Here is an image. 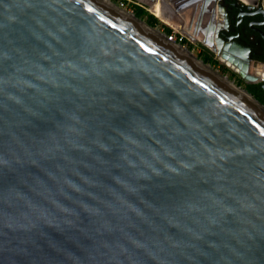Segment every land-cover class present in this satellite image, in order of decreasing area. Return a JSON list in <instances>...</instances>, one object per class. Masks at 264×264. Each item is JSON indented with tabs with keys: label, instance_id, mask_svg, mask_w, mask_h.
Segmentation results:
<instances>
[{
	"label": "water",
	"instance_id": "water-1",
	"mask_svg": "<svg viewBox=\"0 0 264 264\" xmlns=\"http://www.w3.org/2000/svg\"><path fill=\"white\" fill-rule=\"evenodd\" d=\"M158 33L0 0V264H264V115Z\"/></svg>",
	"mask_w": 264,
	"mask_h": 264
},
{
	"label": "flooded vegetation",
	"instance_id": "flooded-vegetation-1",
	"mask_svg": "<svg viewBox=\"0 0 264 264\" xmlns=\"http://www.w3.org/2000/svg\"><path fill=\"white\" fill-rule=\"evenodd\" d=\"M183 3L178 9H183ZM198 3L200 6L196 8ZM213 3V9L205 0L189 3L183 9L189 10L191 16H198L195 25L189 28L200 34L211 32L208 44L213 51L206 49L207 52L239 79L249 77L256 81L244 85H253L254 92L263 101L259 103L264 105V13H260L259 5L250 8L236 0H215Z\"/></svg>",
	"mask_w": 264,
	"mask_h": 264
},
{
	"label": "rangeland",
	"instance_id": "rangeland-1",
	"mask_svg": "<svg viewBox=\"0 0 264 264\" xmlns=\"http://www.w3.org/2000/svg\"><path fill=\"white\" fill-rule=\"evenodd\" d=\"M112 5L115 7H118L119 2L123 1L124 3L125 0H108ZM159 2V0H129V3H127V6L123 7V10L126 12L131 13L134 16V11L136 8H140L143 13L139 17H135L141 22L145 23V18L148 15H151L150 13L152 12L155 16L159 17L162 21L168 23V24H173L172 22L175 21V18H172L168 21H165L162 17L154 13L153 9L154 6ZM160 3V2H159ZM158 3V4H159ZM151 11V12H150ZM189 10L183 11L182 15L180 17L182 19H186L187 21H191L192 16L189 14ZM154 15H151L153 18H155ZM156 19V23L154 25H147L148 27H151L154 30H158L162 33L165 34L164 28H169L170 26L163 24L160 22L158 18ZM196 23V22H195ZM172 27V26H171ZM180 34H182L185 37V40L187 44L183 45V48L187 50L190 54H192L198 61H201L205 66H207L210 70L216 72L218 75L225 77L230 83H232L235 87L239 89L245 90V85L244 81L236 77L234 74H232L227 68H225L218 60L216 57H214L211 53L207 52L206 48L203 47L196 39L190 37L187 34V29L186 30H179ZM190 41V42H188ZM204 59V60H202Z\"/></svg>",
	"mask_w": 264,
	"mask_h": 264
},
{
	"label": "bare ground",
	"instance_id": "bare-ground-1",
	"mask_svg": "<svg viewBox=\"0 0 264 264\" xmlns=\"http://www.w3.org/2000/svg\"><path fill=\"white\" fill-rule=\"evenodd\" d=\"M101 1L102 3H104L105 5H107L108 7H110L111 9L115 10L116 12H118L119 14H121L122 16H124L125 18H127L128 20L132 21L133 23H135L136 25H138L139 27H141L142 29H144L145 31L151 33L152 35L154 36H157V37H160L159 33L157 30H154V29H149L146 27V25L141 22L140 20L136 19L131 13L129 12H126L124 10H121L117 7H115L114 5H112L108 0H99ZM167 5L166 3H157L155 6H154V13H156L157 15H159L160 17H162L165 21H168L170 20V13L171 11L173 12L174 10L173 9H169L167 8ZM159 18V17H158ZM160 19V18H159ZM161 20V19H160ZM162 21V20H161ZM163 23L167 24V25H172V26H175L176 24L174 22H172L173 24H168L164 21H162ZM169 22V21H168ZM187 34L194 38L195 39V36H198V33H196L193 29L191 30H187ZM205 42L207 45L208 44V40L205 39ZM176 49V51L181 54L182 56H184L186 59H188L189 61H191L193 64H195L197 67H199L200 69H202L203 71L207 72L210 76H212L215 80H217L218 82H220L221 84H223L225 87H227L229 90H231L232 92L240 95V96H243L245 97L246 99H248L250 101V103H252L256 109L262 113L264 115V108L263 107H260L259 105H257L255 102H253L250 98H248L243 92L241 89L235 87L232 83H230L225 77H222L220 75H218L216 72L210 70L207 66L205 65H202L200 63V61H198L192 54H190L187 50H185L184 48L182 47H178V46H175L174 47Z\"/></svg>",
	"mask_w": 264,
	"mask_h": 264
},
{
	"label": "crops",
	"instance_id": "crops-1",
	"mask_svg": "<svg viewBox=\"0 0 264 264\" xmlns=\"http://www.w3.org/2000/svg\"><path fill=\"white\" fill-rule=\"evenodd\" d=\"M164 1V3H166L167 5H169V6H167V8L169 7L170 9H173L174 11L172 12L171 11V13H170V19H172V18H175V21H174V23L176 24L175 26H172V25H168V26H172V27H174V28H176L178 31L179 30H190V26L189 25H191V26H194L195 24H192V22L191 21H187L186 19L184 20V19H182L181 20V18H183V17H180L181 15H182V13H183V9H178V5H180L182 2H183V0H163ZM168 8V9H169ZM169 9V10H170ZM152 15V14H151ZM155 16V15H154ZM155 18H158L157 16H155ZM159 19V18H158ZM160 20V19H159ZM192 20V19H191ZM160 22H162L161 20H160ZM163 23V22H162ZM163 24H165V23H163ZM165 25H167V24H165ZM192 30V29H191ZM250 73L251 74H253L254 73V71H253V69L252 68H250Z\"/></svg>",
	"mask_w": 264,
	"mask_h": 264
},
{
	"label": "built area",
	"instance_id": "built-area-1",
	"mask_svg": "<svg viewBox=\"0 0 264 264\" xmlns=\"http://www.w3.org/2000/svg\"><path fill=\"white\" fill-rule=\"evenodd\" d=\"M125 2L126 3H124L123 1H120L117 8L123 10V7L127 6V3H129V0H125ZM159 2L164 3L163 0H159ZM150 14L154 15L152 12ZM168 29L170 30V32L168 34H165V41L175 46H179L183 48V45L187 44L185 37L182 34H180V32L174 27H169Z\"/></svg>",
	"mask_w": 264,
	"mask_h": 264
},
{
	"label": "trees",
	"instance_id": "trees-1",
	"mask_svg": "<svg viewBox=\"0 0 264 264\" xmlns=\"http://www.w3.org/2000/svg\"><path fill=\"white\" fill-rule=\"evenodd\" d=\"M142 13H143V11L140 8H136L134 11V16L139 17ZM145 23L147 25H154L156 23V19L153 18L151 15L147 14V16L145 18ZM164 32H165V34H168L170 32V30L168 28H164ZM202 60H204V59H202ZM253 88H254L253 85H245V90L249 94H251V96L254 97L258 102L263 103V101H261L259 99V97L257 96V94L254 92Z\"/></svg>",
	"mask_w": 264,
	"mask_h": 264
}]
</instances>
